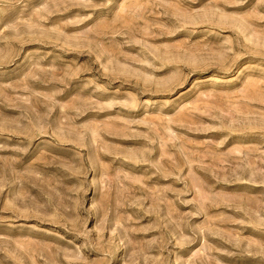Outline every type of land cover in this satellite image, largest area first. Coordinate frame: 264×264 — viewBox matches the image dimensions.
<instances>
[{"label":"rangeland","instance_id":"374dc122","mask_svg":"<svg viewBox=\"0 0 264 264\" xmlns=\"http://www.w3.org/2000/svg\"><path fill=\"white\" fill-rule=\"evenodd\" d=\"M0 264H264V0H0Z\"/></svg>","mask_w":264,"mask_h":264}]
</instances>
